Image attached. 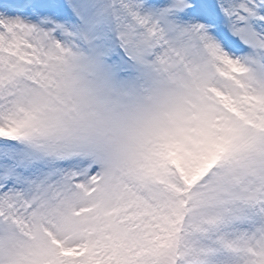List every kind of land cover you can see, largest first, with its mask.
<instances>
[{
	"label": "snow or ice",
	"instance_id": "snow-or-ice-1",
	"mask_svg": "<svg viewBox=\"0 0 264 264\" xmlns=\"http://www.w3.org/2000/svg\"><path fill=\"white\" fill-rule=\"evenodd\" d=\"M0 264H264V0H0Z\"/></svg>",
	"mask_w": 264,
	"mask_h": 264
}]
</instances>
